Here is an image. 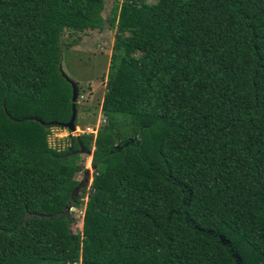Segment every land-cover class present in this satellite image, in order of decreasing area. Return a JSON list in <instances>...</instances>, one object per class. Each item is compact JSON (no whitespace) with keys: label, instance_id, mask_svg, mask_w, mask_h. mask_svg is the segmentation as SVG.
Here are the masks:
<instances>
[{"label":"trees","instance_id":"trees-1","mask_svg":"<svg viewBox=\"0 0 264 264\" xmlns=\"http://www.w3.org/2000/svg\"><path fill=\"white\" fill-rule=\"evenodd\" d=\"M104 6L0 0V264H264V0H117L106 123L53 147Z\"/></svg>","mask_w":264,"mask_h":264},{"label":"rangeland","instance_id":"rangeland-1","mask_svg":"<svg viewBox=\"0 0 264 264\" xmlns=\"http://www.w3.org/2000/svg\"><path fill=\"white\" fill-rule=\"evenodd\" d=\"M116 1L105 0L103 10L105 26L103 28H88L86 31L77 32L73 35L66 31L62 36L64 43L73 38L78 40L77 44L63 49L62 68L67 76L79 84L81 95L78 98L77 131L70 133L67 128L54 126L49 137L50 145L53 147L65 149L69 146L70 134L81 135L86 132L97 134L106 123V116L102 111V101L107 84L106 72L110 64L116 34V28L110 25L107 16ZM80 156V163L90 171L89 182L91 183L95 173V166L92 162L93 151L91 154L81 152ZM76 177L79 180H84V171L77 173ZM69 212L75 219L71 223V228L74 232L81 231L82 209L71 207Z\"/></svg>","mask_w":264,"mask_h":264},{"label":"water","instance_id":"water-1","mask_svg":"<svg viewBox=\"0 0 264 264\" xmlns=\"http://www.w3.org/2000/svg\"><path fill=\"white\" fill-rule=\"evenodd\" d=\"M61 71V75L64 76L72 85V89H73V96H72V116L70 118V120L66 123L63 124V126L65 128H67V130L69 132H75L77 131V117H78V108H77V103H78V98L80 95V86L79 84L72 80L69 76H67L65 74L64 71H62V68H60ZM34 119L40 121L42 124L44 125H53V124H57L56 121H51V122H44L43 120H41L40 118L35 117ZM77 137H80L79 134L76 135ZM92 151H88V154H91ZM90 181V171L87 170L85 172V178L84 180L81 181L80 185L77 186L75 188V190L73 191V194H78V192L80 191L81 188H83L84 186H87L89 184Z\"/></svg>","mask_w":264,"mask_h":264},{"label":"flooded vegetation","instance_id":"flooded-vegetation-1","mask_svg":"<svg viewBox=\"0 0 264 264\" xmlns=\"http://www.w3.org/2000/svg\"><path fill=\"white\" fill-rule=\"evenodd\" d=\"M89 184H90V182H89ZM89 184H88V185H89ZM88 185H87V186H88Z\"/></svg>","mask_w":264,"mask_h":264}]
</instances>
